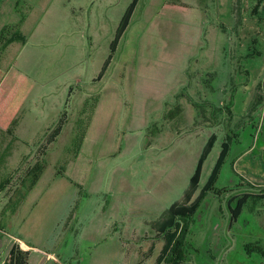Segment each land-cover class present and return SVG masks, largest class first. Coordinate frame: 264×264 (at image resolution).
Masks as SVG:
<instances>
[{"label": "rangeland", "instance_id": "rangeland-1", "mask_svg": "<svg viewBox=\"0 0 264 264\" xmlns=\"http://www.w3.org/2000/svg\"><path fill=\"white\" fill-rule=\"evenodd\" d=\"M17 1L0 65L32 132L0 143V264H166L182 228L183 264H264V0Z\"/></svg>", "mask_w": 264, "mask_h": 264}, {"label": "trees", "instance_id": "trees-1", "mask_svg": "<svg viewBox=\"0 0 264 264\" xmlns=\"http://www.w3.org/2000/svg\"><path fill=\"white\" fill-rule=\"evenodd\" d=\"M16 1V9H18L19 2ZM137 2V1H136ZM23 20V19H22ZM21 20V21H22ZM8 29H4L0 34V55L2 51L10 44L14 42H25L26 38L20 33L19 30L14 31L10 34L9 37H6ZM4 40V41H2ZM30 92V87L28 80L25 76L20 74L19 72H7L0 68V140L3 137L15 139V129L17 127L18 121L20 119L22 113L23 104ZM60 134L62 132V126L58 127L55 130V133ZM86 136L81 138V144L76 148L75 152L72 154L71 162L76 163L80 154H82V148L84 144ZM48 148V147H47ZM209 151V150H208ZM48 156V149L45 152L44 157L40 161H36L33 166L26 172L25 176H23L20 186L18 189L22 191V198H25L27 194H29L34 187L38 184L44 172L47 168L46 158ZM68 161L67 167L61 166L57 168L56 176L66 177L70 180L76 187H78L77 182L72 179V177L68 174V166L70 168L71 162ZM218 167L214 172V179H216V175L218 174ZM219 178V177H217ZM197 181H192V187L196 185ZM9 183V179L2 183L0 188L4 189L5 186ZM258 199V198H255ZM247 202H245L246 204ZM244 204V205H245ZM242 206V209L244 207ZM186 207V206H185ZM200 208V207H199ZM175 210L170 211L173 214ZM242 211V210H241ZM185 232L187 229H183L178 237L175 239L173 246L171 247L167 258L166 264H183L186 260V251L184 249L186 240L184 238ZM248 252H256L259 256L264 258V248L260 245H256L254 247H247Z\"/></svg>", "mask_w": 264, "mask_h": 264}, {"label": "crops", "instance_id": "crops-1", "mask_svg": "<svg viewBox=\"0 0 264 264\" xmlns=\"http://www.w3.org/2000/svg\"><path fill=\"white\" fill-rule=\"evenodd\" d=\"M16 42H14V43H12V44H10V45H8L5 49H7L8 47H10L11 45H13V44H15ZM5 49L2 51V53L5 51ZM2 53H1V55H0V61H1V58H2ZM0 68H2L1 67V65H0ZM3 69V68H2ZM4 70V69H3ZM7 71V70H6ZM8 72V71H7ZM31 95V93H29L28 94V96H27V98H26V100H25V102H24V104H23V107H22V112H23V110H24V108H25V105H26V103L29 101V96ZM22 114V113H21ZM23 122H24V117H21L20 116V119H19V121H18V124H17V127H16V129H15V139H10V142L8 141V145L6 146V149L8 150L10 147H11V145H14V150L16 149V148H20V147H22V146H26V145H28V142H27V140H28V138H27V132L29 133V132H32V130H30L29 128V126L28 127H25V128H23L22 127V124H23ZM24 134V135H23ZM8 139V138H7ZM7 139H6V137H3L1 140H0V143L2 144L3 142H1V141H7ZM12 141H15V142H12ZM11 152H9V155L8 156H10V157H12L11 156ZM13 155V154H12ZM15 155V154H14ZM2 156H3V154H2ZM6 157V158H10V157ZM4 157V156H3ZM9 162H11V161H6L5 162V164H8ZM0 186H1V184H0ZM243 211H244V208L242 209V211H241V213H240V215H239V217H238V221H239V219L241 218V216H242V214H243Z\"/></svg>", "mask_w": 264, "mask_h": 264}]
</instances>
